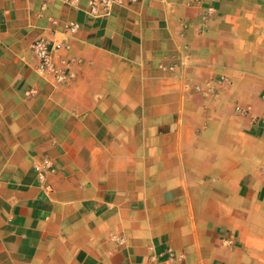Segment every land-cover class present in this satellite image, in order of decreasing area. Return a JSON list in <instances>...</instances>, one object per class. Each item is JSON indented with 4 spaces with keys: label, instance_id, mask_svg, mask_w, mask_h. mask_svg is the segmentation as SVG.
I'll return each instance as SVG.
<instances>
[{
    "label": "crops",
    "instance_id": "obj_1",
    "mask_svg": "<svg viewBox=\"0 0 264 264\" xmlns=\"http://www.w3.org/2000/svg\"><path fill=\"white\" fill-rule=\"evenodd\" d=\"M43 3L0 0V264H264V0Z\"/></svg>",
    "mask_w": 264,
    "mask_h": 264
},
{
    "label": "built area",
    "instance_id": "obj_2",
    "mask_svg": "<svg viewBox=\"0 0 264 264\" xmlns=\"http://www.w3.org/2000/svg\"><path fill=\"white\" fill-rule=\"evenodd\" d=\"M49 0H44L43 5ZM65 6L72 8H83L82 2L86 1L87 6L83 8L85 15L90 19H102L111 16L118 8L125 5L137 2L139 0H58ZM194 1V0H193ZM198 1V0H196ZM57 23V20H53ZM80 24L76 21L67 23L64 27V34L74 35ZM71 45L67 38H61L54 32L53 37H38L32 44L31 49L36 58V71L44 78H48L53 84L58 85L64 83L72 74V67L75 59L67 54ZM27 95L33 96L37 94L36 88L27 90ZM237 110L242 114H247L250 111L249 107H237ZM35 169L38 178L43 181L47 175L55 169V161L44 156L35 164Z\"/></svg>",
    "mask_w": 264,
    "mask_h": 264
}]
</instances>
